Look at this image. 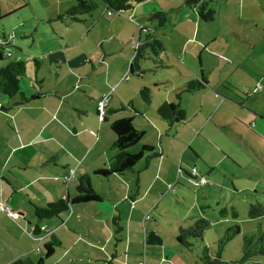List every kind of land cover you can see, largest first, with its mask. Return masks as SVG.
Returning a JSON list of instances; mask_svg holds the SVG:
<instances>
[{
	"label": "crops",
	"instance_id": "crops-1",
	"mask_svg": "<svg viewBox=\"0 0 264 264\" xmlns=\"http://www.w3.org/2000/svg\"><path fill=\"white\" fill-rule=\"evenodd\" d=\"M51 1L56 6L49 20L57 22L48 23L43 40L35 34L41 49L30 51V58L42 54L48 59L51 83L45 88L42 77L37 89L20 85L26 96L37 94L21 105H12L18 95L2 96L0 128L4 119L9 131L0 136V203L17 216L0 210V264L24 257L36 261L42 255L33 256L45 241L31 233L33 206L73 196L77 179L85 174L92 188H99L101 200L72 204L57 217L40 221L59 240L44 264H202L194 248L171 241L178 227L204 216V201L211 200L205 193L215 190L213 185L221 192H236L232 175L229 184L216 177L214 161L249 173L244 168L250 158L249 164L264 170V50L256 51L261 38L247 41L237 29H226L224 40L204 35L206 21L199 18L197 5L186 0H144L110 17L96 10L100 5L78 22L56 18L75 0ZM202 1L208 6L212 0ZM156 11L164 12L161 24L151 17ZM230 34L235 37L231 45ZM231 48L237 55L226 53ZM143 87L150 96L147 103L139 94ZM102 94L109 98L105 118L99 121ZM176 101L184 119L170 124L169 104ZM123 116L144 132L126 150L147 144L160 155L146 168L139 160L124 174L106 179L93 175L115 154L109 124ZM195 138L217 149L218 157L199 154L192 147ZM190 165L196 169L194 176L188 172ZM68 169H73L69 181L64 179ZM210 172L208 181L204 174ZM201 176L205 182L200 184ZM187 179L200 190L190 192ZM175 185L178 195L173 194ZM29 214L34 219H27ZM115 214L122 228L116 244L111 222Z\"/></svg>",
	"mask_w": 264,
	"mask_h": 264
},
{
	"label": "rangeland",
	"instance_id": "rangeland-1",
	"mask_svg": "<svg viewBox=\"0 0 264 264\" xmlns=\"http://www.w3.org/2000/svg\"><path fill=\"white\" fill-rule=\"evenodd\" d=\"M67 2L68 0H66V3ZM55 6L56 5L51 0H0V37H2V35H6L8 37L9 42H12L13 45L10 48L12 54L14 56H20L27 65V70L23 75L20 83L23 90L37 89L41 84L42 77L44 81L43 85L45 88H47L49 83H51L52 81V75L51 77H46L47 69H45V66H47L46 64H49L48 59L40 56L42 54H39L40 52H38L39 55L36 56L37 60L40 61L39 66L42 67V69L40 71L37 70L36 72H34V69H36V65L33 63V58H30V51L32 49L35 51L37 47L36 45L38 44L37 36L35 34L40 35L43 40V30L49 27L48 23L53 24V22H57V20H54L52 22L51 20H49V18H51V16H49L50 11H52V8H55ZM207 7L214 11V18L210 23H205L207 24V27L206 29L204 28V35L211 34L217 40H224L225 33L227 32L226 29H229V31L237 29L238 32H240V35L243 34V37H245L247 41H249L250 39L261 38V40L259 39V46L261 47H258L256 49L257 54H260V51L262 49L264 50V0H212L211 2H209ZM11 8H15V10H13V12H7ZM96 10H102L104 14L109 17L113 14L112 13L107 15L105 9L102 6L98 7ZM32 36H35V42H32ZM228 37L231 45V41H233L235 37L233 36V34H230ZM218 44L219 42L216 41V45ZM38 49H41L40 45L37 47V51ZM230 51H232L233 54L237 55L235 48L227 49L226 53L229 54ZM240 53L243 54L244 52L240 51ZM6 60H8V58H5L2 63H4ZM43 61L46 63L43 64ZM36 80L38 81L37 83L35 82ZM44 91H46V89H44ZM2 98V95H0V107L1 105L3 106L4 103L2 101ZM8 110L10 111V109ZM0 113L5 112L0 109ZM121 113L122 112H119V115H121ZM2 120L3 121L1 123L4 124L5 127L0 128V136H3L7 131H9L6 127L7 123L4 121V119ZM149 133L150 132L147 133V137L148 135H150ZM200 135H203V133L201 132ZM214 138L217 139L218 136L216 135L214 136ZM196 144H198L199 147ZM192 147L196 148L199 154H202V152L204 151L205 154H208L207 157H211L214 159L218 157V150H214L210 146L208 147L203 139L195 138ZM132 148H129V150H131L130 152H137L141 147L139 145H135ZM112 149L114 151H117V149ZM143 163L144 158L140 159L137 164H140L142 166ZM246 163L247 164H245L244 169H246V171H251L249 173H243L242 171L238 170L237 166L233 164L231 166L221 163L215 164L214 161V171H216V177L220 182H223L224 179L227 182L226 184H229L231 179L229 177L232 175L234 177L233 179H235L236 181V192L231 188L230 190L226 188L225 192H223V190L221 192L219 186L215 187L213 185L215 190L210 189L208 193H205L206 185H204V193L209 194L211 200H207V202L204 201L205 212L204 216L202 217H205L209 221L210 226L204 231L202 240H195L196 242L193 248L198 251V253H200L201 247L203 245H206L210 247V249L214 250L216 247V241L221 237L225 229L230 228L233 225H237L239 227L238 235L228 241L221 251L220 257L222 260L227 261V264H264V255L254 256L248 261L240 262L242 256V237L244 235L253 234L258 229V227L264 229V214L256 218H250L247 215L248 207L250 204L260 203L264 205V170L260 167L256 168L255 162L253 164H249L250 158ZM194 164L195 167H197V161H195ZM247 165L249 166L247 167ZM192 167V165L189 166V173L191 172ZM238 172L240 174L239 178H237ZM211 173L212 172H210L209 174H204L205 178L208 181V177L212 175ZM131 176L132 175H129L128 180H130ZM237 179L239 181H237ZM181 180L183 184V179L180 177V181ZM187 180L185 186H188L187 188L190 189V192L193 193V191L198 192L200 190L201 186L194 185V183L192 182L194 180ZM245 185L246 187H243ZM93 186L97 188L95 182L93 183ZM177 188L178 187L176 185L173 187V194L175 193L174 195H178ZM97 189L96 190L99 191V188ZM205 205H207V207ZM223 207L227 209L228 213L226 216H221L219 213V210ZM231 208L235 209L237 214L236 218L231 217ZM174 214H176V212L172 213L171 215ZM171 217L172 216H169V218ZM30 218L34 219L33 215L29 214L27 216V219ZM175 237L172 238L171 242H173V239ZM40 248L41 250L39 252H35L33 254L34 257L40 254L41 251H43L42 246H40Z\"/></svg>",
	"mask_w": 264,
	"mask_h": 264
},
{
	"label": "trees",
	"instance_id": "trees-1",
	"mask_svg": "<svg viewBox=\"0 0 264 264\" xmlns=\"http://www.w3.org/2000/svg\"><path fill=\"white\" fill-rule=\"evenodd\" d=\"M144 0H75L74 4L70 6L61 15L56 18H68L72 21H82V17L86 14L94 11L98 6H103L105 11H124L131 7L134 3H140ZM185 3L189 6L197 5V14L203 21L209 22L214 18V11L207 7V3L202 0H186ZM152 18L158 20L161 24L165 20L164 12L156 11L152 13ZM13 46L9 42L6 35L0 37V95L6 98H12L18 95L17 101L13 102L14 105H21L28 103L37 98V94H31L26 96L20 90V82L23 75L26 72V63L20 58L15 57L10 48ZM9 51L10 55L6 52ZM8 58L4 63L3 60ZM33 63L36 65V69L39 67V61L33 59ZM38 82V81H36ZM140 97L144 102H149L150 96L148 94L147 87H143L140 92ZM176 94V99H178ZM169 107L173 113V117L170 120V124L179 122L184 119V110L180 107L179 102H171ZM105 118V115L103 116ZM102 118V120H103ZM110 128L114 133V139L111 143V148L117 149L115 154L111 157L108 165L103 168H98L92 172L93 175L102 178H108L112 174H124L126 171H131L136 163L144 158L142 168H146L150 160L158 157L160 153L154 150L151 145L144 144L140 150L136 153H130L126 150L131 145L137 143L143 136L144 132L134 127L132 118L130 116H123L113 119L110 122ZM100 194L92 188L89 175H81L75 185V194L71 197L66 195L56 200L49 201L42 206H33V215L36 221L32 227L31 233L39 235L40 221L44 219H50L57 217L61 212L69 209L72 204L100 201ZM221 216L227 215V209L225 207L219 210ZM264 214V205L260 203L250 204L248 207L247 215L250 218L260 217ZM236 211L231 208V217L236 218ZM119 215L115 214L111 218L113 230V240L116 244L120 239L121 226L119 225ZM210 226L209 221L205 217H198L188 227H178L175 237L176 244L192 250L196 241L202 240L204 231ZM239 233V227L233 225L230 228L225 229L221 237L216 241L215 249L203 245L201 247L198 259L202 264H227V261L221 259V251L228 241L236 237ZM194 240V242H193ZM196 240V241H195ZM59 240L52 233L45 237V241L42 244L43 253L38 257L36 261L29 257L15 259L8 264H44V261L49 258ZM242 256L240 262L250 260L254 256L264 255V229L258 227V229L250 235H244L242 237ZM107 264H111L107 261Z\"/></svg>",
	"mask_w": 264,
	"mask_h": 264
},
{
	"label": "built area",
	"instance_id": "built-area-1",
	"mask_svg": "<svg viewBox=\"0 0 264 264\" xmlns=\"http://www.w3.org/2000/svg\"><path fill=\"white\" fill-rule=\"evenodd\" d=\"M121 12L122 11H111V10H109V11H106V14L107 15L112 14V13L119 14ZM133 44L136 45V42H134ZM6 54L10 55L9 51H7ZM108 98H109L108 94H102L97 101V116H98L99 121H101L103 116L105 115V106H106V103L108 101ZM190 174L194 176V174H195L194 167L191 168ZM72 177H73V169H68V174L64 176V179L69 181V180H71ZM73 180H75V178ZM197 182L200 184L204 183L205 182L204 177H202V176L199 177ZM0 210L12 218H16V216H17L15 212L11 211L8 206H6L2 203H0ZM148 217H149L148 215L145 216V218H148ZM40 230H41V233H40L41 235L39 234L40 235L39 238H41L40 240L45 239V237H48V235L50 234L44 226H40ZM37 249L38 248H36V250ZM140 264H144V262H141Z\"/></svg>",
	"mask_w": 264,
	"mask_h": 264
}]
</instances>
